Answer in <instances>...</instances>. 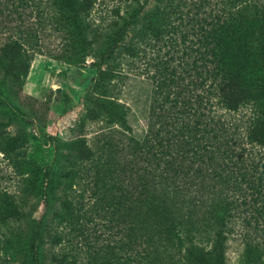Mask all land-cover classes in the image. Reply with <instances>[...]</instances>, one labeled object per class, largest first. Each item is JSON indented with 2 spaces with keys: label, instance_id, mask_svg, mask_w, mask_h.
<instances>
[{
  "label": "rangeland",
  "instance_id": "1",
  "mask_svg": "<svg viewBox=\"0 0 264 264\" xmlns=\"http://www.w3.org/2000/svg\"><path fill=\"white\" fill-rule=\"evenodd\" d=\"M52 1L0 0V57L9 59L4 48L15 40L31 57L19 93L13 92L17 85L0 66V96L11 103H0V122L10 137L25 133L19 149L35 166L22 174L0 151V264H63L62 257L77 264H183L176 249L161 247L157 254L147 249L139 226L130 230L156 195L141 192L143 170L123 164V141L131 134L120 117L114 116L112 123L87 113L106 104L122 114L127 110L133 135L142 139L168 90L160 88L163 77L170 75L168 68L185 74L190 56L201 60L192 49L202 44V27L207 26L202 20L211 8L218 13L223 0H92L86 12L78 6L83 0H60L69 20L59 17ZM258 28L255 24L252 29L256 35ZM115 42L104 62L103 53ZM128 46L137 54H130ZM259 48L256 44L254 60L264 54ZM258 75L264 78V66ZM216 109L238 124L242 134L259 114L252 104L235 112ZM79 140L92 151L91 159L79 157ZM255 147L251 158L263 157L264 148ZM72 169L78 174L71 172L69 180ZM243 189L231 192L238 213L225 249L227 264H242L251 239L263 253L258 251L248 264H264V199L252 182L244 181ZM67 201L73 214L61 221L57 214ZM129 234L137 238L123 250Z\"/></svg>",
  "mask_w": 264,
  "mask_h": 264
},
{
  "label": "trees",
  "instance_id": "2",
  "mask_svg": "<svg viewBox=\"0 0 264 264\" xmlns=\"http://www.w3.org/2000/svg\"><path fill=\"white\" fill-rule=\"evenodd\" d=\"M258 1L223 0L218 13L213 8L207 12L202 20L207 26L202 27L199 39L202 44L192 49L200 53L201 60L190 56L187 63L191 66H184L185 74L174 66L171 70L168 68L170 75L163 77L160 84L161 89L168 90L156 106L155 122H151L142 139L133 135L127 110L123 109L122 114L113 105L106 104L87 113V117L102 116L112 123L117 121L114 116L120 117L123 128L131 134L123 141V164H135L143 170L139 180L141 192L156 195L150 210L143 207L140 218L130 223V230L133 225L139 226L143 231L142 241L149 245L147 249L151 247L157 254L161 253V247L166 252L176 249L183 264H227L225 249L238 213L232 195L243 191V182L247 181L253 183L264 199V156L259 159L250 156L255 146L264 148V111H260L264 105V78L258 75L259 68L264 66V6ZM52 2L59 17L69 20L62 2ZM91 3L92 0L78 3L80 11H89ZM255 24L259 27L257 35L252 31ZM212 25L216 26L210 28ZM256 44L260 45L258 50L263 56L254 60L251 57L256 52ZM115 47L116 42L107 47L102 55L104 62ZM126 48L130 54H137L135 47ZM24 52L22 43L15 40L4 48V55L9 59L0 57V66L17 85L13 89L15 93L22 90L29 72L31 57ZM187 77L193 89L187 88ZM0 103L11 106L2 96ZM247 104H252L259 114L252 122L248 121L244 134L238 124L220 116L216 109L220 106L235 112ZM2 126L0 122V151L20 173L34 171L35 166L19 149L26 139L25 133L10 137ZM78 150L79 157L91 159L92 151L85 147L83 140H79ZM71 172L78 174L72 169L67 173L69 180L74 177ZM71 208V202H64L58 218L61 221L70 218ZM258 212L262 211L258 209ZM208 227L211 231L207 234ZM129 235V241L123 239V250L130 247V240L137 238ZM37 236L35 232L33 244ZM255 247L251 239L243 252L242 264L256 258L258 251L261 256L263 251ZM168 254L170 259L174 258ZM59 260L63 264H77L76 259ZM103 264L114 263L106 260Z\"/></svg>",
  "mask_w": 264,
  "mask_h": 264
}]
</instances>
